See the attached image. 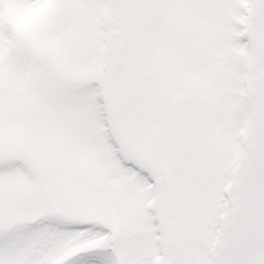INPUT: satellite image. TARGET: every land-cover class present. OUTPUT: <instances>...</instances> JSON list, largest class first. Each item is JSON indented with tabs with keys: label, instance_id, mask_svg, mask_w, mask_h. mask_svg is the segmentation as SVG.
Listing matches in <instances>:
<instances>
[{
	"label": "snow or ice",
	"instance_id": "6c2138e0",
	"mask_svg": "<svg viewBox=\"0 0 264 264\" xmlns=\"http://www.w3.org/2000/svg\"><path fill=\"white\" fill-rule=\"evenodd\" d=\"M0 264H264V0H0Z\"/></svg>",
	"mask_w": 264,
	"mask_h": 264
}]
</instances>
